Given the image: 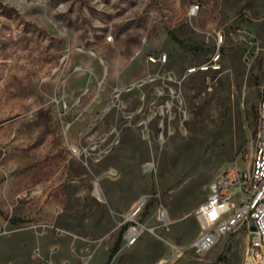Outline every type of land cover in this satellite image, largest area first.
<instances>
[{
	"label": "rangeland",
	"instance_id": "374dc122",
	"mask_svg": "<svg viewBox=\"0 0 264 264\" xmlns=\"http://www.w3.org/2000/svg\"><path fill=\"white\" fill-rule=\"evenodd\" d=\"M263 67L264 0H0V264H107L120 235L108 264H242L253 234L199 252L194 210L248 163ZM144 194L169 229L126 246Z\"/></svg>",
	"mask_w": 264,
	"mask_h": 264
},
{
	"label": "built area",
	"instance_id": "2783aa9c",
	"mask_svg": "<svg viewBox=\"0 0 264 264\" xmlns=\"http://www.w3.org/2000/svg\"><path fill=\"white\" fill-rule=\"evenodd\" d=\"M199 3L192 4L190 15H196ZM107 41H114V34L107 36ZM79 51H87L96 55L93 49L85 50L78 47ZM152 61H165L166 55L150 56ZM102 62V61H101ZM82 69L76 65L73 71ZM85 70L92 68L86 67ZM66 79L63 80V83ZM88 91L85 88L82 94L68 103L67 91L55 100L67 110L81 102V96ZM121 89L116 87L107 106L112 107L120 100ZM71 123H69L70 125ZM68 125V126H69ZM77 156L85 151L72 147ZM247 165L241 166L238 161L228 163L219 175L212 180L207 198L194 210L199 222L200 231L193 247L199 252L209 251L219 240L220 236L238 229H244L248 234H253L245 249L242 264H264V67L261 80L260 100L256 136L252 140L249 152L243 159ZM152 194L140 196L131 206L125 218L124 240L126 246L135 245L146 231L155 233L157 226L169 229L171 219L164 206H160L155 214L158 224L148 225V209ZM255 225L256 230L251 226ZM170 258H162L155 264H167Z\"/></svg>",
	"mask_w": 264,
	"mask_h": 264
},
{
	"label": "trees",
	"instance_id": "16d2710c",
	"mask_svg": "<svg viewBox=\"0 0 264 264\" xmlns=\"http://www.w3.org/2000/svg\"><path fill=\"white\" fill-rule=\"evenodd\" d=\"M169 33L174 37V39L176 41H178L179 43H183L182 40H180L179 38H177L175 35H173L171 33V31H169ZM245 118L247 121H249V126H253V125H257V120H258V112H257V109L255 108L254 105H251L248 110L245 112L244 114ZM126 225H124L123 227V230L125 229ZM120 244H121V235L118 237L113 249L111 250V253L109 255V260L108 262L110 261V259L113 258V256L118 252V250L120 249ZM222 256L220 255L219 256V259H221ZM107 262V264H108Z\"/></svg>",
	"mask_w": 264,
	"mask_h": 264
},
{
	"label": "water",
	"instance_id": "95a60500",
	"mask_svg": "<svg viewBox=\"0 0 264 264\" xmlns=\"http://www.w3.org/2000/svg\"><path fill=\"white\" fill-rule=\"evenodd\" d=\"M251 229H252V230H256V226H255V225H252V226H251Z\"/></svg>",
	"mask_w": 264,
	"mask_h": 264
}]
</instances>
